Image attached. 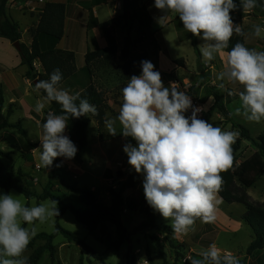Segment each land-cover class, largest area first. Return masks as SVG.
I'll return each mask as SVG.
<instances>
[{
  "label": "clouds",
  "instance_id": "9594fccd",
  "mask_svg": "<svg viewBox=\"0 0 264 264\" xmlns=\"http://www.w3.org/2000/svg\"><path fill=\"white\" fill-rule=\"evenodd\" d=\"M258 0H154V7L178 16L183 28L204 41L200 52L205 62L226 54L227 61L218 79L243 87L239 92L240 107L236 115L249 122L264 120V51L249 49L237 42L230 51L233 35H245L231 12L242 8L251 11ZM166 16L160 17L163 21ZM264 28L253 26V35L262 37ZM142 72L133 75L122 88V105L118 115L105 121L107 132L131 137L136 145L125 144L123 151L128 164L143 176L147 203L163 218L177 235L194 231L196 221L210 224L216 220L221 202L222 172L233 165V145L239 138L235 130H222L199 118L201 107L177 87H166L161 73L149 60L141 61ZM63 73L59 68L47 80L35 83L44 95L36 101L35 111L41 113L56 102L61 114L48 111L42 124L39 166L49 169L58 157L71 160L78 149L65 135L69 118L98 115L97 107L81 93H70L59 87ZM221 89L224 84L219 85ZM232 93L229 92V95ZM191 110V115L186 113ZM59 216L57 201L45 200L28 205L20 196L0 194V264H28L24 255L31 239L37 234V224H45ZM191 258V264H240L230 251L215 243ZM147 264V261H144Z\"/></svg>",
  "mask_w": 264,
  "mask_h": 264
},
{
  "label": "rangeland",
  "instance_id": "374dc122",
  "mask_svg": "<svg viewBox=\"0 0 264 264\" xmlns=\"http://www.w3.org/2000/svg\"><path fill=\"white\" fill-rule=\"evenodd\" d=\"M146 2H148V0L144 1V3ZM141 3L143 4L142 1ZM164 15L166 16L164 20L168 19L173 22L171 23L172 25H168L165 29L161 30V27H159V17L155 19L153 31L155 32V43L160 47L159 54L162 50L165 51L167 49L172 58L175 60L184 59L185 61V66L178 68L175 74L165 75L166 82H171L172 87H177L181 91L187 90L190 86H200L197 55L191 43L190 33L183 28V24L179 21L178 16L172 13L165 14L162 12L160 17ZM245 18L252 20L251 25H260L264 28V18L253 9L251 11H246V16L239 23L240 26ZM31 30H29V33L25 36L26 44L31 38ZM177 34L181 42L178 40ZM115 36L118 41L119 51H121L124 47L126 33L118 30ZM132 38L135 40L140 38L137 29L132 32ZM256 40L260 42H257L255 47L250 43H248L246 47L257 51H264V34H262L260 38L256 37ZM197 42L200 49L204 41L197 37ZM7 43L10 44L9 41H7ZM153 45V41L139 42L133 46L132 51L136 54L148 52L150 57L147 60L151 61L156 66L158 58L153 56ZM14 48L5 51L6 55L4 62L6 65L8 64V66H13V64L17 65V60L14 56L16 50H14ZM119 54L111 66L99 64L94 67L93 82L96 87L104 93L106 103L109 107L106 112L105 121L113 119L118 115L122 105L121 90L128 83L124 82L125 77L122 71L119 70V66L123 65L119 59ZM225 55L224 58L221 55L219 57L222 68H224L227 61ZM203 63L205 65L206 82L213 79V83L220 85L222 82H220L218 76L221 72V68L213 60L209 62L204 61ZM34 64H36V71L41 73L42 70L37 67V61L34 62ZM171 64L169 66L167 63L165 64V62H163L162 67L166 70L171 69L172 66L177 67L174 63ZM25 68L27 70L26 66ZM25 68L20 67L15 71L20 89L4 95L5 104L0 115V124L6 119H9L12 123L21 122L27 135L22 136L18 134L16 129H3L0 131V166L8 168L14 171V173H17L18 170H22L27 175L23 180V184L35 191L37 197L28 201L22 194L15 190H11L9 193L20 196L22 200L31 205L33 200H35L37 204L45 201L40 200L39 197L43 195L45 189H50L55 197L60 196L67 203H71L75 207L82 209L83 205L79 202L78 192L72 189V187L78 189L86 188L93 191L103 205L110 206L111 196L109 194V189L111 187L119 189L122 184V179H119L117 172L122 171L128 174L129 168H131L128 164V156L123 151V147L127 143L126 138L119 132V123L117 122L116 125L118 132L113 136L107 132L105 124L101 126L94 116L89 114L91 122L88 128V147L84 150H78L75 157L71 160L63 157L56 158L55 160H58L62 164L67 174L64 175L65 183L53 178L50 170L39 166V154L41 151V149H39V137L42 134L40 122L46 116L50 106L49 108L46 106L41 113H36V101L41 99L42 96L40 92L36 91L34 83L30 80L28 88L25 89L19 76L21 71ZM83 68L81 72L84 78H86L84 83L82 82V77L78 78V76H75L70 82V87L67 85L61 88L68 91L72 90L70 92L72 94L82 90L88 84V74ZM141 72L142 68L139 66L134 70L133 74L139 75ZM82 74L80 75L82 76ZM178 81H180L182 85ZM208 84L214 89L212 84L209 82ZM222 91L223 98L225 100H230L227 103V109L231 115L232 121L248 128L253 138H257L260 134L264 133V120L259 123L249 122L242 115L235 114V109L240 107L239 92L243 91V87L239 84L228 82V84H224ZM229 92L232 94L229 95ZM204 96L205 91L201 86L198 96H190L193 105L202 108V111L198 114L201 119L210 108L207 103H200ZM10 109H12L13 114L8 117ZM186 115H191V110H189ZM210 123L220 127L222 130H235L231 122L225 123V120L218 114L214 115ZM65 135L69 136L67 129ZM255 151L256 148L251 142L242 141L241 151L238 153V160L243 161L251 157ZM136 191L132 190V192H129L126 190L123 194L125 209L122 214V221L129 235L119 251L108 250L106 244L101 241L102 238L105 239L107 236L112 241L118 239V232L114 225L108 223L106 225V235L102 236L100 229L95 232L88 231L84 225L76 221L75 217L70 212H67L62 216L55 217L54 223L49 221L42 225L37 224L36 235L40 233H53L56 229V222L59 221L63 228L76 233L89 246L96 250L101 255V259L97 260L91 258L83 248L75 243H69L63 235L59 234L53 241V245L55 246L54 256H51L50 251L45 250L36 264H129L130 258H134L137 264H144V261H147V264H184L186 259L191 260V258H198L197 253L202 249H207L204 247V244L209 241H213L221 250L230 251L242 261L243 264H264V250L257 251L252 256L247 255V248L254 239V233L242 220L246 212V208L243 205L228 204L218 196L221 202L217 206V218L214 223H211L212 227L217 231L216 234L206 233L207 231H204L205 223L198 221L194 226V231H191L187 236L173 234L172 239L177 245V248H173L162 232L163 226L170 227V221L163 218L157 211H155L158 218L157 228L147 231L138 230L140 224L146 220V215L140 208V201L143 195H138ZM246 191L253 201L263 203L264 175L257 180L252 188ZM0 194H6V191L0 188ZM133 199L139 202L134 210H130L128 205L133 202ZM194 235H200L198 243H196ZM154 237H158L164 245L165 259L162 258ZM45 243V240L38 239L32 246L27 248L24 255L28 258V261L33 253L38 248L43 247Z\"/></svg>",
  "mask_w": 264,
  "mask_h": 264
},
{
  "label": "trees",
  "instance_id": "16d2710c",
  "mask_svg": "<svg viewBox=\"0 0 264 264\" xmlns=\"http://www.w3.org/2000/svg\"><path fill=\"white\" fill-rule=\"evenodd\" d=\"M14 0H0V37L9 40L11 43L21 42L22 34L17 22L11 19L7 10L11 6ZM142 0H124L123 13L115 18L108 20L100 24V28L107 41V47L103 49H97L94 51H88L85 55V67L84 70L88 74V84L80 91L82 98H87L90 103L94 104L98 109V115H94V118L98 123L103 126L105 124L106 112L108 105L104 93L98 89L93 82L94 67L102 64L103 66H111L114 60L119 54V59L123 65L119 66V70L122 71L125 80L128 82L131 76H133L134 70L141 66V61L147 60L150 55L148 52L133 53L132 49L136 43L153 41L154 42V54L158 58L160 47L155 43V32L153 31V16L156 12H161L154 7V0H148L146 3H141ZM239 5L240 0H234ZM261 17L264 18V0H258V6L253 9ZM233 21L239 24L241 20L246 16V11L242 8L231 12ZM137 29L140 36L135 40L132 38V32ZM121 30L126 33L124 38V47L119 51L118 41L116 39V31ZM65 34V5L63 3H45L43 11L40 15L39 23L35 29L32 30L33 41L31 46H27L21 43V52L19 56L21 58V64L27 67L25 77L32 81L35 85L38 80H47L49 74L54 69L59 68L63 73V79L60 82L59 87L71 86V80L76 76V55L71 51H63L57 49L58 43L63 39ZM191 43L194 51L197 55V69L200 73V86L205 91V96L201 100V104H206L209 100H213L212 106L204 114V120L209 123L214 118L215 114L221 116L225 123L231 122L233 128L239 132V138L233 147V165L226 171L220 173L223 178L222 190L218 193V196L228 204H241L246 208V212L242 217V220L251 228L254 233V239L247 248V255L252 256L255 252L264 250V202H255L247 193V189L252 188L257 180L264 175V133L260 134L257 138H253L249 129L243 125L236 124L232 121L231 115L227 109V103L230 100H225L220 91L213 89L206 82L205 65L203 63V57L198 47L197 37L190 33ZM243 43L246 46L245 35H233L229 42L228 49L237 43ZM39 62L42 68V72L38 73L35 69L34 62ZM174 63L179 67L185 66L184 59H177ZM164 76V75H162ZM172 76V75H171ZM181 85L182 83L178 81ZM69 86V87H70ZM200 86H190L184 92L196 97L199 95ZM72 90H69L71 92ZM41 96L44 95L42 90ZM231 99V97H230ZM5 98L4 92L0 88V115L4 109ZM49 111H53L56 114H61L60 105L56 102L50 103ZM13 114L12 109L8 113V117ZM46 116L41 120L40 126L45 122ZM91 122L89 116H82L79 119L69 118L68 120V133L69 138L77 146L78 150H84L88 147V128ZM3 129H16L18 134L26 136L27 133L23 129L22 123H12L9 119L4 120L0 124V131ZM126 143H131L133 146L136 142L131 137H125ZM242 141L251 142L256 151L254 154L243 160H238V153L241 151ZM48 170L51 171L53 178L65 183L64 175L67 171L63 168L62 164L58 160L53 161V165ZM27 175L18 170L14 171L0 166V188L9 194V191L15 190L22 194L28 201L34 197H37L35 191L29 186L23 184V180ZM119 179H124L119 189L111 187L109 194L111 196V205H103L97 198L96 194L89 189H78L72 187V189L78 192L79 202L83 205V208H77L71 203H67L60 196H54L50 189H45L40 200L53 199L57 201L59 206V216L70 212L76 219V221L84 225L88 231L95 232L100 229L102 236L106 235V225L112 224L116 227L118 232V239L112 241L108 236L105 239H101L106 244L108 250L119 251L125 241L128 239L129 232L124 226L122 221V214L125 209L124 192L128 189L136 188L143 182V176L135 172L130 171L128 174L122 171L117 172ZM51 182V181H50ZM52 184V183H49ZM29 205V203H27ZM130 210H134L137 204L132 202L128 205ZM140 208L146 215V220L143 221L138 230L147 231L157 228V216L153 208L149 206L146 201L145 195L142 196L140 201ZM197 220L196 222H198ZM206 233L216 234V230L210 224H205ZM162 232L164 237L169 241L173 248H177V245L173 241V230L171 227L163 226ZM63 235L69 243H75L83 248L87 255L91 258L100 260L101 255L89 246L83 239H81L76 233L66 230L62 227L59 221L56 222V229L53 233H40L36 235L28 247L32 246L36 240L43 239L46 241L43 247L38 248L29 259V264H36L45 250L50 251L51 256L55 254V246L53 245L54 239L59 235ZM200 235H194L196 243L199 242ZM214 237V236H213ZM157 247L161 253L163 259L166 258L164 253V245L158 237H154ZM214 243L209 241L204 244L207 248L210 244ZM129 264H137L134 258H130ZM184 264H191L190 259H186ZM240 264H243L240 261Z\"/></svg>",
  "mask_w": 264,
  "mask_h": 264
},
{
  "label": "crops",
  "instance_id": "0c3cea01",
  "mask_svg": "<svg viewBox=\"0 0 264 264\" xmlns=\"http://www.w3.org/2000/svg\"><path fill=\"white\" fill-rule=\"evenodd\" d=\"M144 1L145 0H142L143 3ZM45 3H63L65 5V34L63 39L58 43L57 49L75 53L77 64L76 76H78V78L82 77V82L84 83L86 78H84L81 70L85 65V55L88 51H94V49L97 50L107 47V41L100 28V24L121 15L123 13L124 0H14L11 6L8 8L7 14L11 19L17 22L20 27V31L22 34L21 43L26 44L25 36L29 33V30H31V28L33 30L37 27ZM161 14L162 12H156L154 14V27L156 17H159L160 19ZM172 22L173 21H170L168 19L164 21L160 20L159 27H161V30L165 29V27H167L168 25H172ZM251 24L252 20L245 18V20H243V22L241 23V27L245 31L246 46L248 43H250L255 47V45H257V42L259 43L260 41L256 40V37L253 35V25ZM32 30L31 38L26 44L27 46H31L33 41ZM177 36L178 40L181 42L178 34ZM7 41L9 40L0 37V88L3 90L4 95L6 93H11L12 91H18L20 89L15 71L20 67L25 68V66L21 64L19 52L16 50V48H14L13 43L9 41L10 44H8ZM10 48H14V50H16L14 56L17 60V65L13 64V66H8V64L6 65L4 62L6 55L5 51ZM219 57L220 55L217 54L213 61L216 62V64L221 68L222 71L223 68ZM222 57L224 58V55ZM174 61L175 59L169 55V51L167 49L165 51L162 50L159 54L154 69L161 73L162 81L164 85L168 87L172 86L171 82H166L165 75L172 73L175 74L176 70H178V68H181L177 66ZM163 62H165V64L167 63V65L169 66L171 63H174L177 67L172 66L171 69L166 70L162 67ZM37 64L39 65H37V67L42 70L40 63L37 62ZM26 72L27 70L25 68L19 75L25 89L28 88L29 84V80L25 77ZM80 74H82V76ZM208 82L212 84L215 89L219 90L221 95H223V91L219 87V84L213 83V79L209 80ZM220 82H222L223 84H228L227 80H220ZM207 104L209 105V107H211L213 104V100H209ZM49 106L50 104L47 105L48 108ZM132 170H134L132 169V167L129 168V172ZM123 181L124 179H122V182ZM132 190H137L136 192L138 195H144L143 182L136 188L128 189L127 191L132 192ZM133 202L137 204L139 201L137 202V200L133 199Z\"/></svg>",
  "mask_w": 264,
  "mask_h": 264
},
{
  "label": "water",
  "instance_id": "95a60500",
  "mask_svg": "<svg viewBox=\"0 0 264 264\" xmlns=\"http://www.w3.org/2000/svg\"><path fill=\"white\" fill-rule=\"evenodd\" d=\"M13 45L18 52H21V42H15Z\"/></svg>",
  "mask_w": 264,
  "mask_h": 264
},
{
  "label": "built area",
  "instance_id": "2783aa9c",
  "mask_svg": "<svg viewBox=\"0 0 264 264\" xmlns=\"http://www.w3.org/2000/svg\"><path fill=\"white\" fill-rule=\"evenodd\" d=\"M34 66H36V64H34Z\"/></svg>",
  "mask_w": 264,
  "mask_h": 264
}]
</instances>
